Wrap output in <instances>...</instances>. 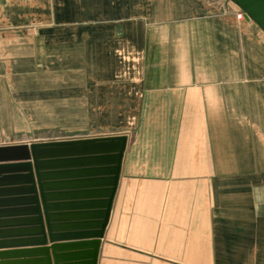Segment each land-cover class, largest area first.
<instances>
[{"label":"crops","instance_id":"0c3cea01","mask_svg":"<svg viewBox=\"0 0 264 264\" xmlns=\"http://www.w3.org/2000/svg\"><path fill=\"white\" fill-rule=\"evenodd\" d=\"M35 4L0 0V30L5 7L20 18ZM223 5L77 0L74 46L57 51L75 57L76 105L98 110L91 127L114 132L72 138L127 136L97 264H264V32ZM4 45L0 34V125L19 107L5 96ZM51 96L31 104L51 108Z\"/></svg>","mask_w":264,"mask_h":264},{"label":"water","instance_id":"95a60500","mask_svg":"<svg viewBox=\"0 0 264 264\" xmlns=\"http://www.w3.org/2000/svg\"><path fill=\"white\" fill-rule=\"evenodd\" d=\"M264 32V0H230ZM127 136L0 145V264H97ZM50 244V246H47Z\"/></svg>","mask_w":264,"mask_h":264},{"label":"rangeland","instance_id":"374dc122","mask_svg":"<svg viewBox=\"0 0 264 264\" xmlns=\"http://www.w3.org/2000/svg\"><path fill=\"white\" fill-rule=\"evenodd\" d=\"M19 1L30 5L36 1V11H24L18 18L14 9L8 10L5 7V25L0 30V34L5 39L3 85L5 96L19 107L5 109L4 123L0 125V145L70 140L72 137L91 133L114 132V130L99 129L98 125L91 127V121L98 120V117L94 118L98 110L76 105V83L81 73L76 70L75 57L67 60L57 51L67 43L74 46L76 21L82 19L81 14L77 13V0H52L50 12L48 7L43 12L41 7L43 0L42 2ZM215 1L223 2V7L228 8L229 11L230 6H234L235 13L241 12V9L230 0ZM45 4L47 6V0ZM45 25L52 26L50 32H42L38 29L39 26ZM40 37L50 40L52 51H57L52 53L51 59L40 52L37 39ZM28 38H36V46L33 41L28 44ZM12 39L15 40L13 45ZM47 41L45 46L50 44ZM29 46H35L37 49L36 55L30 56L32 60L30 64L27 56ZM13 47L20 49L19 54L11 52ZM120 52L122 54V51ZM118 59V72L115 73L114 80L120 82L125 79V65L122 55H119ZM45 82H50L51 93L46 91L49 87H45ZM51 94L53 98L51 108L45 103H41L40 106L39 102L36 105L31 104V98L36 97L38 101ZM65 99L67 100L64 101ZM87 126L89 129L86 128Z\"/></svg>","mask_w":264,"mask_h":264},{"label":"built area","instance_id":"2783aa9c","mask_svg":"<svg viewBox=\"0 0 264 264\" xmlns=\"http://www.w3.org/2000/svg\"><path fill=\"white\" fill-rule=\"evenodd\" d=\"M237 18L238 19H243L244 17H243V12L241 11L239 14H237Z\"/></svg>","mask_w":264,"mask_h":264}]
</instances>
